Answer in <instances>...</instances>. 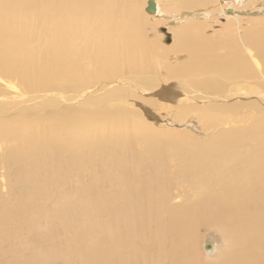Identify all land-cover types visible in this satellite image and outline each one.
<instances>
[{
  "label": "bare ground",
  "instance_id": "bare-ground-1",
  "mask_svg": "<svg viewBox=\"0 0 264 264\" xmlns=\"http://www.w3.org/2000/svg\"><path fill=\"white\" fill-rule=\"evenodd\" d=\"M144 1L0 0V264H264V29Z\"/></svg>",
  "mask_w": 264,
  "mask_h": 264
},
{
  "label": "rangeland",
  "instance_id": "rangeland-1",
  "mask_svg": "<svg viewBox=\"0 0 264 264\" xmlns=\"http://www.w3.org/2000/svg\"><path fill=\"white\" fill-rule=\"evenodd\" d=\"M144 2H146V0ZM245 3L246 4L248 3V4L246 6L247 8L244 9V5H246ZM162 7L165 8L166 10H170L169 7H171L172 10L168 11L169 13L176 11V10H173L174 5H171V4L167 5V3L164 1L162 3ZM225 7L226 9H224ZM232 8H239L242 10H239V12H234V11H231ZM218 9L222 12L213 13L212 16H209V15L205 16L206 17L205 32H206L207 37L214 38V39L219 40L220 42H223L224 40H226V38H232L235 35H238L240 32H245V33L247 32V38L250 39L257 33L256 31L257 29L258 30L264 29V17L262 16L263 15L262 13L264 11V0H220V1L218 0V1H214L213 5H211L207 10L210 12H214L216 10L218 11ZM222 9L224 10V13ZM233 15H237L238 21H240L239 23H237L234 20ZM149 24L150 25L151 24H159V25L161 24L160 28L167 27L161 20H158V19H154V22H150ZM152 27L147 26L146 33L149 39L156 40L157 31L155 30L154 25ZM155 114H158V113L156 112ZM164 121L165 120H161V122H164ZM186 128H187L186 124H183V123H177V124H174L173 126L170 125L169 127V129L175 130L178 132L183 131ZM2 191L6 193L5 189H2ZM201 235L202 237L200 239V245H199L200 251L203 253V255L207 256V252L209 250H207L206 246H207V243H209V239L211 238L210 230L207 227H201ZM218 245L220 246V244Z\"/></svg>",
  "mask_w": 264,
  "mask_h": 264
},
{
  "label": "water",
  "instance_id": "water-1",
  "mask_svg": "<svg viewBox=\"0 0 264 264\" xmlns=\"http://www.w3.org/2000/svg\"><path fill=\"white\" fill-rule=\"evenodd\" d=\"M149 4L151 5L150 10L154 9V3H153V2H150ZM168 42H170L169 39L167 40V43H168ZM206 247H207V250H210V248H211V244L208 243Z\"/></svg>",
  "mask_w": 264,
  "mask_h": 264
}]
</instances>
